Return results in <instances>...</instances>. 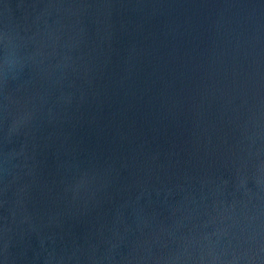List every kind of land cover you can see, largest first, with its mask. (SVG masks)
Listing matches in <instances>:
<instances>
[{
	"label": "water",
	"instance_id": "1",
	"mask_svg": "<svg viewBox=\"0 0 264 264\" xmlns=\"http://www.w3.org/2000/svg\"><path fill=\"white\" fill-rule=\"evenodd\" d=\"M0 264H264V0H0Z\"/></svg>",
	"mask_w": 264,
	"mask_h": 264
}]
</instances>
